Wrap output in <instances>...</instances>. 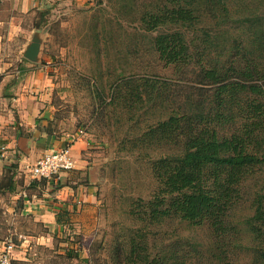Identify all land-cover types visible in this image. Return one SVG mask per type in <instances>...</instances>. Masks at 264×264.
Masks as SVG:
<instances>
[{"label":"rangeland","instance_id":"1","mask_svg":"<svg viewBox=\"0 0 264 264\" xmlns=\"http://www.w3.org/2000/svg\"><path fill=\"white\" fill-rule=\"evenodd\" d=\"M170 1L20 0L15 8L0 0V63L14 66L24 58L43 70L48 79L43 88L46 108L57 130L83 135L89 143L92 201H67L70 214L56 225L35 212L22 214L23 195L46 192L48 184L42 178L29 171L27 181L19 177L0 189V239L17 243L25 236L31 264H144L133 242L153 256L163 254L165 264L250 262L245 249L230 243L222 251L213 245L216 238L207 224L195 227L176 216L151 221L147 215L159 185L154 163L178 156L182 148L174 138L142 139L143 133L176 112L178 101L195 86L193 80L181 79L183 75L165 63L154 46L155 36L167 28L148 31L141 19ZM258 1L238 2L254 7ZM216 28L206 20L182 29L192 38ZM32 44L39 54L31 59L26 52ZM138 78L166 79L170 92L156 94V101L133 104L125 86ZM118 86L123 91L114 99ZM252 193L244 191L245 198L232 212L234 220L251 213ZM248 240L245 234L243 243Z\"/></svg>","mask_w":264,"mask_h":264},{"label":"trees","instance_id":"2","mask_svg":"<svg viewBox=\"0 0 264 264\" xmlns=\"http://www.w3.org/2000/svg\"><path fill=\"white\" fill-rule=\"evenodd\" d=\"M238 1L171 0L141 17L148 31L167 28L154 38L160 58L181 79L195 82L176 112L143 133L142 139L174 138L182 148L154 163L159 185L147 215L151 221L176 216L195 227L207 224L220 250L231 243L251 255L248 264H264V0L254 7ZM206 20L217 26L212 33L190 38L182 29ZM125 87L137 104L168 95L171 86L166 79L138 78ZM244 191L253 192L251 213L236 221L232 212ZM135 243L144 264L166 263L163 254L153 256Z\"/></svg>","mask_w":264,"mask_h":264},{"label":"crops","instance_id":"3","mask_svg":"<svg viewBox=\"0 0 264 264\" xmlns=\"http://www.w3.org/2000/svg\"><path fill=\"white\" fill-rule=\"evenodd\" d=\"M6 1L15 4V8L20 3V0ZM46 83L45 72L36 69L30 61L26 63L24 58L14 66L0 63V189L15 184L19 177L27 181L30 167L43 154L71 146L75 168L63 172L58 180L42 178L48 184L46 192L23 195L22 214L35 212L40 219L56 225V221L61 222L59 214H70L67 201H75L76 205L92 201L93 189L92 182L88 183L91 174L86 157L88 140L83 135L76 137V134L57 130L46 108V95L43 93ZM30 181L36 185L35 180ZM34 198H37V202H34ZM13 227L18 229V224H13ZM4 240L0 239V250ZM15 245L14 264H31L28 255L31 246L26 237L18 238Z\"/></svg>","mask_w":264,"mask_h":264},{"label":"built area","instance_id":"4","mask_svg":"<svg viewBox=\"0 0 264 264\" xmlns=\"http://www.w3.org/2000/svg\"><path fill=\"white\" fill-rule=\"evenodd\" d=\"M75 168V160L71 146L48 151L40 156L36 163L30 167L33 176L48 180H58L63 172ZM0 250V264H14L15 243L3 241Z\"/></svg>","mask_w":264,"mask_h":264},{"label":"water","instance_id":"5","mask_svg":"<svg viewBox=\"0 0 264 264\" xmlns=\"http://www.w3.org/2000/svg\"><path fill=\"white\" fill-rule=\"evenodd\" d=\"M38 54V49L34 47V44H32L28 50H27V53H26V56L27 57H30L31 59L32 58H35V55Z\"/></svg>","mask_w":264,"mask_h":264}]
</instances>
